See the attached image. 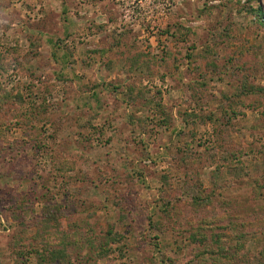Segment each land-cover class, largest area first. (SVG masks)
<instances>
[{"label": "rangeland", "instance_id": "rangeland-1", "mask_svg": "<svg viewBox=\"0 0 264 264\" xmlns=\"http://www.w3.org/2000/svg\"><path fill=\"white\" fill-rule=\"evenodd\" d=\"M260 6L0 0V264H264Z\"/></svg>", "mask_w": 264, "mask_h": 264}, {"label": "trees", "instance_id": "trees-1", "mask_svg": "<svg viewBox=\"0 0 264 264\" xmlns=\"http://www.w3.org/2000/svg\"><path fill=\"white\" fill-rule=\"evenodd\" d=\"M258 12H261V15L259 14V16H261V19L263 18V21H261V23L264 25V12L262 11V7L261 6L258 7Z\"/></svg>", "mask_w": 264, "mask_h": 264}, {"label": "built area", "instance_id": "built-area-1", "mask_svg": "<svg viewBox=\"0 0 264 264\" xmlns=\"http://www.w3.org/2000/svg\"><path fill=\"white\" fill-rule=\"evenodd\" d=\"M161 14H162V15H165V14H166V9H165V10H162L161 13H160V15H161Z\"/></svg>", "mask_w": 264, "mask_h": 264}]
</instances>
